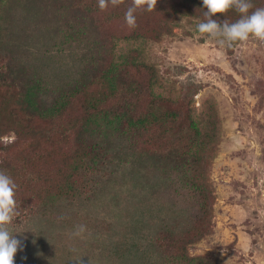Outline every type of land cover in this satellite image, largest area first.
Returning <instances> with one entry per match:
<instances>
[{"label": "rangeland", "instance_id": "374dc122", "mask_svg": "<svg viewBox=\"0 0 264 264\" xmlns=\"http://www.w3.org/2000/svg\"><path fill=\"white\" fill-rule=\"evenodd\" d=\"M86 14L84 0H0V47L7 45L40 95L61 91L82 71L92 30ZM187 30L192 26L179 19L158 42L111 38L100 52L120 62L135 50L136 61L158 74L155 95L188 102L204 125L215 112L211 230L188 252L223 264H264V44L250 40L228 54L205 36L185 37ZM127 124L100 129L111 157L91 190L54 201L44 217L35 211L14 218L9 229L24 244L14 264H171L158 259L153 243L199 217L197 197L131 157ZM13 139L11 132L2 136L4 143Z\"/></svg>", "mask_w": 264, "mask_h": 264}, {"label": "trees", "instance_id": "16d2710c", "mask_svg": "<svg viewBox=\"0 0 264 264\" xmlns=\"http://www.w3.org/2000/svg\"><path fill=\"white\" fill-rule=\"evenodd\" d=\"M84 3L85 26L88 21L92 25L85 37L90 48L82 57V71L61 91L53 88L40 95L12 51L4 48L7 45L0 47V171L17 185L18 218L35 211L44 217L54 201L91 190L111 157L100 129L112 122L128 123L131 157L148 162L160 180L162 176L177 179L199 204V217L156 237L152 247L158 259L171 264H223L188 252L211 230L213 190L208 171L220 137L217 115L214 112L204 125L193 116L188 102L155 95L158 74L150 64L136 61L135 50L120 62L100 52L111 38L158 42L173 34L179 19L192 26L193 31H183L184 36L194 37L196 24L203 19L201 0H158L152 12L136 13L134 28L124 20L130 0L104 11L98 0ZM253 3L264 7V0ZM227 18L234 22L238 15L230 11ZM226 51L232 54V48ZM10 132L14 139L4 143L2 136Z\"/></svg>", "mask_w": 264, "mask_h": 264}, {"label": "clouds", "instance_id": "9594fccd", "mask_svg": "<svg viewBox=\"0 0 264 264\" xmlns=\"http://www.w3.org/2000/svg\"><path fill=\"white\" fill-rule=\"evenodd\" d=\"M157 2L158 0H130L124 15L125 24L129 28L136 27V13L152 12ZM201 2L203 19L196 24L197 34L215 40L229 49L250 40L264 44V7H257L253 0H201ZM122 3L124 0H98V8L104 11L109 5L118 7ZM230 11L238 15L234 22H229L227 18ZM220 17L226 18L221 20ZM16 189L14 180L4 171H0V264H14L17 252L24 250L23 242L15 238L9 229V225L19 215L15 199Z\"/></svg>", "mask_w": 264, "mask_h": 264}]
</instances>
